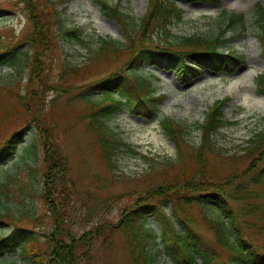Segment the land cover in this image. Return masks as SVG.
<instances>
[{"label": "rangeland", "instance_id": "374dc122", "mask_svg": "<svg viewBox=\"0 0 264 264\" xmlns=\"http://www.w3.org/2000/svg\"><path fill=\"white\" fill-rule=\"evenodd\" d=\"M106 1L112 6L119 5L120 11L130 17L127 20L128 27L108 16L97 0H34L40 7V13L44 14L40 16L55 24L56 31L62 28L65 34L57 38L56 49L50 46L51 49L48 48L40 57L41 83L36 91L29 94L32 71L20 54L25 52L32 55V44L23 38L32 30L33 23L22 0H0V53L8 47H16L21 58L14 65H0V119L3 123L0 126V145L10 134L21 133L23 127H28L25 134L19 136L17 154L0 166V212L11 210L0 219V222L3 221L0 223V237L14 238V248L0 257V264H32L20 256L21 243L27 236L33 235L37 237L36 241H40L43 249H46L55 225L48 204L41 195L44 161L41 159L38 163L34 162L26 151L38 134L39 127L31 123L30 114L24 120L27 116L23 117L24 110L17 94L26 95L29 105L25 106L34 109L40 119L47 118L50 121V130L60 141L63 153L68 159L69 172L65 182L69 188L77 189V193L68 202L70 216L67 227L76 235H81L97 225L117 223L125 208L133 205L139 196L148 194L153 187L149 185L150 180L162 177L153 172L156 164L154 162L177 160L180 155L187 162V156L194 154L203 145L202 123L209 114L208 109L218 99L226 96L231 98L225 101L222 111L225 119L231 122L210 136L214 150L205 153L209 171L217 173L221 179L236 173L239 175L234 182L236 185L248 183L264 167V144L253 153L245 150L250 147V139L264 133V91L256 84L257 76L264 72V60L257 38L259 27L255 22L256 5L260 3L264 7V0H220L218 4L201 0H173L184 10L182 20L172 23L174 34L201 35L207 38L218 35L227 37L229 39L220 45V50L225 53L232 49L238 50L239 54L245 56V63L232 75L206 69L200 77L191 81L178 79L172 69L161 70L145 63L138 73L149 79L154 86L155 90L151 95L165 94L166 97L159 103L154 115L143 112V109L141 112L134 109L140 105L153 108L148 105L149 100L139 94L135 99L131 98L130 106L124 104L121 112L107 118L108 128L128 145L118 150L113 167L103 158L96 136L87 127V120L80 121L79 117L82 116L78 115L95 112L96 107L92 103L100 102L101 94L91 87L99 86L104 78H109L113 73L123 76L126 72L128 74L132 68L127 62L132 56L128 50H124L122 53H109L97 59L91 57L101 47L104 39L126 43L127 33H131L132 29H140L138 25L141 19L151 10V0ZM54 2L55 6L49 13L48 6ZM232 13L243 14V27L239 23L230 29L226 27L227 16ZM71 28L78 31L69 32L68 29ZM155 29V39L162 38L163 34L157 37L159 28ZM240 29L241 36L231 37ZM69 65L78 66V76L74 75L65 82L72 85L73 88L70 89L59 79L62 67ZM240 80V84L233 85ZM125 86L127 90L137 91L131 77H127ZM110 87V84L104 86L105 89ZM2 88L5 89L2 91ZM247 88H251L252 92L261 97L259 104L251 105L247 102L244 95ZM99 90L101 91L100 88ZM81 95L89 100L82 99ZM164 118H171L184 127L185 135L179 144L171 141L165 133L161 125ZM40 119L41 126H44ZM152 130L156 132V138ZM37 139L36 137L42 155L44 148ZM146 157L154 160H147ZM258 158L261 160L255 161ZM32 182L36 191L29 190ZM99 184L107 186L100 188ZM150 184L155 185L156 182ZM247 189L248 192L259 195L261 200L256 196L243 201L233 200L229 197L230 190L225 192V196L229 199L245 235L253 241L257 249L264 252V184H249ZM203 193L204 190L194 194ZM88 195L93 197V203L88 202L90 207L87 209L84 198ZM205 202L212 206L206 209L207 215L217 219L220 215L217 204L211 200ZM161 204L171 214V205L163 200ZM25 211L28 216L22 213ZM190 212L199 219L196 230L204 235L208 240L206 242H212L214 234L202 222L201 209L194 204ZM162 217L165 219L164 215ZM222 218L230 227L231 219L225 216ZM143 223L148 229L154 227L160 231L163 221L153 213V217L147 215ZM102 239L103 237L93 242L89 250V262L81 264H130L125 237L117 233L107 251L103 249ZM158 241L156 239V244H151L153 250L162 249ZM82 251L78 248L77 256ZM48 255L49 252L43 256L44 264L47 263ZM156 264L176 263L161 250Z\"/></svg>", "mask_w": 264, "mask_h": 264}, {"label": "trees", "instance_id": "16d2710c", "mask_svg": "<svg viewBox=\"0 0 264 264\" xmlns=\"http://www.w3.org/2000/svg\"><path fill=\"white\" fill-rule=\"evenodd\" d=\"M97 1L108 16L119 20L127 27L129 26V22H126L129 17L120 11L118 5L112 6L106 0ZM201 1L218 3L220 0ZM22 2L29 13L31 23H33L32 30L23 38L32 44V55L24 53L25 61L32 71L31 89L28 92L32 94L41 83L39 80L40 57L48 48L51 49L50 46L53 49L57 43V38H60L65 32L62 28L56 31L51 21H46L40 16L44 14L40 13V7L34 0H22ZM54 6L55 2L48 6L49 13L52 12ZM256 10L255 22L260 29L259 38L264 48V8L257 4ZM183 13V9L179 8L176 2L172 0H151V10L141 19L138 25L140 29L137 31L132 29L131 33H127L126 43L104 40L101 47L91 57L97 59L109 53H122L124 50H128L132 56L127 62L132 68L128 74L126 72L123 76L119 73H113L112 76L100 83L99 88L104 94L102 101L96 105L97 110L94 113L78 115L82 116L79 117L80 121L87 120V127L96 136L103 158L110 167L115 165L114 161L118 150L128 145L118 137L117 133L108 128L106 125L107 118H112L114 114L120 112L124 104L130 106L132 104L131 98L135 99L139 94H143L146 99L155 104L160 103L165 97L163 95H151L155 89L154 86L149 79L138 73L144 63H149V65L163 70L172 69L179 79L188 81L200 76L205 68L233 73L244 61V57L238 54L236 50H230L228 53L219 50V46L224 40L220 36L207 38L201 35L178 36L174 34L172 23L182 20ZM227 18H229L228 28H232L236 23L243 21L242 14L232 13ZM156 27L159 28L157 37L163 34L162 38L155 39ZM68 30L73 33L78 31L75 28ZM17 53L15 48H8L0 54V64L8 62L14 64L20 59ZM77 69L78 66L73 65L63 67L59 74L61 83L65 84L69 78L74 77V75L78 76ZM127 77L134 80L137 91L127 90L125 86ZM106 84H110L111 87L105 89ZM65 85L68 89L73 88L71 84ZM259 87L264 91L263 76L259 77ZM3 89L5 88L1 90L3 91ZM115 90H117L118 96H116ZM17 96L20 97V104L24 110L23 117L30 114L32 116L31 123L39 127V135L35 136L26 151L34 162L41 159L44 161L46 169L45 172H42L43 188L41 195L47 202L50 216L55 222L54 231L49 235L46 249H43L39 241H36V238L31 235L21 243V255L25 260L32 264H44L43 256L49 252L46 264H81V262L89 260L91 252L89 250L94 241L103 237L102 246L107 251L113 244L112 239L117 233H120L126 239L130 264H156L161 250H164L176 264H196L199 260L202 264H264V252L257 249L253 241L245 235L229 199L225 196V192L230 190L229 197L233 200L243 201L252 199L254 196L261 200L259 195L248 192L247 186L249 184H264V167L248 183L236 185L234 182L238 178L237 174L232 173L229 177L221 179L217 173L214 174L208 169L205 153L214 150L210 135L229 122L224 119L221 110L225 100L217 101L210 108L203 124V145L194 154L187 156V162L181 155L177 160H169L165 163L154 162L156 164L153 172L156 173V176L161 175L162 177L150 180L149 185L153 187L150 188L151 191L148 194L144 193L139 196L133 205L125 208L117 223L97 225L81 235H76L67 227L70 216V204L68 202L77 193V189L69 188L65 182L69 172L68 159L63 153L60 141L54 137L53 131L50 130L52 128L50 121L47 118L40 119L34 109L26 107L29 105L26 101V95L17 94ZM92 106L94 105L92 104ZM154 111L155 107L153 106L150 112L154 113ZM38 112L40 113L39 110ZM28 118L29 116L24 120L26 121ZM39 119L44 126H41ZM2 124L0 119V126ZM162 124L169 137L179 144V140L184 134V127L169 118H165ZM27 129L23 127L21 133L10 134L0 145V166L17 153L20 142L19 136L25 133ZM36 137L39 144L44 148L42 155H40ZM249 142L248 152L253 153L261 149L264 144V133ZM146 158L150 161L154 160L151 157ZM260 158L255 159V161L261 160ZM167 175H171V177L169 178ZM153 182L156 184H150ZM106 186L104 184L98 185L100 188ZM95 188L98 190L96 186ZM29 190L36 191L33 182L30 183ZM202 190L205 193L194 194ZM92 200L91 195L85 196L84 202H86L87 209L90 207L89 203H93ZM162 200L171 205V214L166 213V206L161 204ZM205 200H212L217 204L220 211L217 219L207 215L206 209L212 206H209ZM194 204L201 209L202 222L214 234L212 242H206L208 240L204 235L196 230L199 219L190 212ZM9 211L11 210L4 213L0 212V218H3L4 214H8ZM22 213L27 215V211ZM153 213L163 221L160 231L154 227L148 229L143 223L144 218L147 215H153ZM163 215L165 219L162 217ZM222 216L231 219L230 227ZM3 238L0 237V256L14 248V238L11 236L5 237L6 239ZM109 238L112 241H108ZM156 239L162 246L161 250L151 248V244ZM154 244L156 243L154 242ZM78 248L83 251L77 256ZM225 252L228 253V256Z\"/></svg>", "mask_w": 264, "mask_h": 264}, {"label": "bare ground", "instance_id": "6f19581e", "mask_svg": "<svg viewBox=\"0 0 264 264\" xmlns=\"http://www.w3.org/2000/svg\"><path fill=\"white\" fill-rule=\"evenodd\" d=\"M242 81H243V80H242ZM240 82H241V80H240V81H235V82L233 83V85H234V86H237L238 84H240ZM244 95H245V99L247 100V102H248L249 104H251V105H252V104H253V105H257V104H259V103L262 101L261 97H259L258 94L252 92L251 88H247V89L245 90ZM152 132L154 133V137H155L156 132L153 131V130H152ZM155 138H156V137H155Z\"/></svg>", "mask_w": 264, "mask_h": 264}]
</instances>
